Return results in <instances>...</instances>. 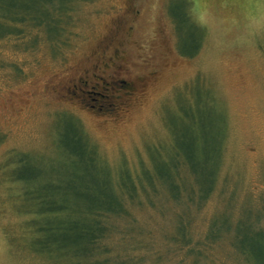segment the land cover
<instances>
[{"label": "rangeland", "instance_id": "374dc122", "mask_svg": "<svg viewBox=\"0 0 264 264\" xmlns=\"http://www.w3.org/2000/svg\"><path fill=\"white\" fill-rule=\"evenodd\" d=\"M185 1L205 32L195 56L182 53L194 50L198 31L178 27L171 17L182 19ZM75 24L70 44L57 53L45 43L0 40V264H65L33 247L25 228L29 216L18 206L24 198L17 197L26 186L31 190L28 181L41 169L53 180L43 187L53 186L57 175L68 178L69 147L84 140L82 130L115 176L124 167L140 173L152 156L168 157L175 141L197 143L199 128L183 127L180 113L184 98L196 95L213 97L226 133L216 189L198 214L193 209L194 239L207 222L221 233L230 226L252 234L261 226L255 243L263 255L264 0H90L77 7ZM99 76L113 82L108 90L98 85ZM206 111L216 119L211 107ZM182 152L192 155L193 145L181 146ZM182 199L168 205L181 210ZM141 207L134 212L146 232L128 242L123 258L130 264H194L190 247L149 239L159 220ZM230 243L228 234L207 244L201 263L236 264Z\"/></svg>", "mask_w": 264, "mask_h": 264}, {"label": "trees", "instance_id": "16d2710c", "mask_svg": "<svg viewBox=\"0 0 264 264\" xmlns=\"http://www.w3.org/2000/svg\"><path fill=\"white\" fill-rule=\"evenodd\" d=\"M85 1L90 0H0V40L13 38L17 45L23 42L32 47L45 43L57 53L70 44L77 7ZM188 3L182 10V19L179 15L171 17L178 27L182 23L198 31L194 50L182 53L195 56L202 47L205 32L192 19ZM184 99L187 106L180 112L182 126L190 131L199 128L194 135L197 143H184L179 130L173 129L174 137L183 139L182 145L175 141L168 157L167 153L162 159L152 156L150 166L143 164L140 173L124 167L115 176L81 129L84 140L69 147V155L73 158L69 165L73 170L66 180L57 175L53 186L43 187L50 183L48 180L53 181L45 177L43 169L39 177L29 179L28 183H34L31 190L26 186V192L17 198H24L18 206L29 216L25 228L26 234L33 238V247L55 256L59 263L130 264L123 258L129 250L127 244L143 239L138 236L146 232L134 212L138 205L143 206L139 211L148 207L146 211L151 220H159L157 227L149 228V239L169 240L190 247L188 254L194 253V264H202V253L207 244H213L228 234L231 235L230 244L238 254L236 264H264V254H259L255 243V237L263 232L261 226L255 227L252 234L233 232L230 226L221 233L214 228L215 223L210 227L207 222L203 236L194 239L197 214L217 186L226 129L219 124L221 119H217L212 96L196 95ZM103 107L106 108L105 104ZM209 107L216 119L207 113ZM207 116L212 123L204 122ZM192 145V155L182 152L180 156L181 146L188 149ZM157 152L159 155V150ZM37 184L42 185L40 190ZM181 199L184 205L181 210L168 205L180 203ZM194 208L195 213L198 211L196 215ZM120 224L126 226L123 232Z\"/></svg>", "mask_w": 264, "mask_h": 264}, {"label": "flooded vegetation", "instance_id": "af4514ba", "mask_svg": "<svg viewBox=\"0 0 264 264\" xmlns=\"http://www.w3.org/2000/svg\"><path fill=\"white\" fill-rule=\"evenodd\" d=\"M109 62L111 63V62H114V61H113V60H110ZM103 65H104V66H106V65L108 66L109 63L106 61V62H104ZM93 75H94V74H93ZM99 78L101 79V83H98V85L101 86V87H103L104 90H108L109 86H111V85H112L111 83H113V82H108V81H106V80H105L103 77H101V76H99ZM81 81L87 82L88 80L82 78V79H80V82H81ZM115 82H116V81H115ZM115 82H114V83H115ZM131 86H132V87H131V90H132V89L134 88V86H133L132 84H131ZM93 87H94V86H93ZM126 94H127V92H126ZM118 100H119V99H118Z\"/></svg>", "mask_w": 264, "mask_h": 264}]
</instances>
